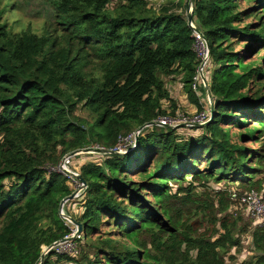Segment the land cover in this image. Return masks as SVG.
I'll return each instance as SVG.
<instances>
[{
  "label": "trees",
  "instance_id": "16d2710c",
  "mask_svg": "<svg viewBox=\"0 0 264 264\" xmlns=\"http://www.w3.org/2000/svg\"><path fill=\"white\" fill-rule=\"evenodd\" d=\"M48 1L37 32L14 28L13 0H0V264H38L43 246L69 235L63 155L116 151L119 138L178 114L164 78L206 109L192 88L188 0ZM191 14L209 43L213 119L147 126L125 152L74 156L85 189L66 205L81 202L75 243L87 249L52 248L41 264H228L242 234L250 255L234 264H264V227L239 206L250 190L264 195V0H193Z\"/></svg>",
  "mask_w": 264,
  "mask_h": 264
},
{
  "label": "rangeland",
  "instance_id": "374dc122",
  "mask_svg": "<svg viewBox=\"0 0 264 264\" xmlns=\"http://www.w3.org/2000/svg\"><path fill=\"white\" fill-rule=\"evenodd\" d=\"M49 4H50V2L48 0H13V5H12L11 9L9 10V12H7L5 14V16L8 18L9 23L13 24L14 28H16V29H20V28H24V27H30L31 29H34L37 32H41L43 22L46 20V18H50V16H51ZM259 54L261 55L262 52L260 51ZM252 58H257V56L252 57ZM178 81L179 80L171 81L167 78H164V82H165L164 84L166 85L167 89L170 90V92H172L171 96L173 98H175L176 102L179 104L178 107L180 110H179L178 114H179V117L182 118L179 121L172 123L171 125H176L180 122H190V120H187V118H189V117L192 118L193 116H196L197 114L199 115V113L200 114L202 113V112L195 111V109L193 107H190L189 105H187L185 98L183 96L181 97V90H180V92L178 91V93H176V90L178 89V85H180V83ZM200 103H201V105H204V103L202 101ZM183 112L185 113L184 115L182 114ZM77 113L80 116L88 118L87 113L83 110L79 109ZM162 118H166V117H162ZM167 118H170V117H167ZM159 119H156L155 121H159ZM148 126H151V125H148ZM145 127H147V126H145ZM173 128H175V127H173ZM138 129L130 132L129 134H132V136H133V134L135 135L137 132L142 131L144 128L141 129L140 131H138ZM182 131L183 130H180V132H182ZM119 137H121V136H119ZM96 147L102 148L99 146H96ZM88 154L89 153H81V154H79V156H85ZM74 159H78V158L74 157ZM69 184H70L72 190L76 189L78 192L77 194H79V192L81 191V188L74 187V185L71 184L70 182H69ZM219 185L220 184H215L213 182L209 183V186L212 188H215ZM228 186H233V185H228ZM83 191L84 190H82L80 192V195L73 197V199L79 198L82 195ZM73 192L74 191H72V193ZM80 206H81V202H79V206L77 205V209L71 210L70 207L65 204L64 205V212L66 213V215H68L71 218L72 221H77V216H80V214L82 213L81 212L82 210H79ZM241 210L245 214V212L242 208H241ZM246 216H247L246 214H245V216H242L244 221L245 220L246 221H248V220L252 221V219H250L248 216L247 217ZM81 233H82V228L78 229L77 224L70 226V234L67 236L68 237L72 236V238L67 240V241L60 243V245H58V248H54L55 249L54 251L58 252V253L68 252V253H72V254H76V253L78 254L79 250L81 252L83 247L86 250L87 246H85V244H84L86 242H84V243L82 242V244L75 243V240L80 237ZM241 240H242V247L240 248V250L238 252H235L236 260L234 262L230 261V262H228V264H234L235 262L239 261L240 257H246L249 254L248 253L249 244L247 243V241H248L247 236L245 234H242ZM45 247L46 246H43L42 248H45ZM243 249H245L246 251H243ZM88 252H90V249H88ZM59 264H65V263H59Z\"/></svg>",
  "mask_w": 264,
  "mask_h": 264
},
{
  "label": "built area",
  "instance_id": "2783aa9c",
  "mask_svg": "<svg viewBox=\"0 0 264 264\" xmlns=\"http://www.w3.org/2000/svg\"><path fill=\"white\" fill-rule=\"evenodd\" d=\"M194 35L197 41L196 51L198 57L200 58V62L197 66V71H196L197 73L195 75L194 82L192 83V88L195 92H197L199 96H201V92L198 91V87L200 83L204 85V80L206 81L203 72L206 64L208 63L209 50L206 46L205 40L195 32ZM205 95H206L205 105H208L210 98L207 93H205ZM200 112L202 113L201 114L199 113V115L197 114L192 118L189 117L187 118V120H190L191 123H201L207 120L209 116V112H207L206 109H202V111ZM180 119L182 118H180L179 114H177L174 118H167V117L160 118L158 122L163 124H172L175 123L176 121H179ZM134 146H135V135L133 134L132 136V134H128L127 136L119 138V142L115 150L122 153L127 151L129 148H133ZM73 157L74 156H72L70 153L63 155L60 161L58 162V164L56 165L55 171L64 175L69 180V182L74 185V187L81 188L82 191L85 189V184L79 179V173L72 166ZM73 191H74V197L80 195L81 191L79 192V194H77L78 192L76 189ZM67 201L68 200H65L62 207H59V214L67 223L71 225H75L73 224L71 218L68 215H66V213L64 212V205L67 203ZM239 206L241 208H244V210L257 224L264 227V195L263 194L255 190H250L244 193L240 197ZM58 245H60V243L55 245L54 248H58Z\"/></svg>",
  "mask_w": 264,
  "mask_h": 264
},
{
  "label": "water",
  "instance_id": "95a60500",
  "mask_svg": "<svg viewBox=\"0 0 264 264\" xmlns=\"http://www.w3.org/2000/svg\"><path fill=\"white\" fill-rule=\"evenodd\" d=\"M192 4H193V0H188V7H187V22L188 24L193 28V31L195 33H197L198 35H200L206 42V46L209 50V43L208 41L203 37L202 33L199 31L198 28H196L195 26H193L192 24ZM204 88H205V91L206 93L208 94L210 100L208 102V105H207V109H208V112H209V117L207 120H205L204 122H201V123H191V122H180L176 125H171V124H163V123H160L158 121H150L148 123H145L144 125L140 126L138 131H140L141 129H143L145 126H148V125H160V126H164V127H178V126H197V125H203V124H206V123H209L213 117H214V103H213V99L211 97V94H210V91H209V87H208V84L207 82L204 80ZM138 134L139 132H137L135 134V144H136V140H137V137H138ZM118 151H113V150H106V149H102V148H98V147H89V148H83V149H78V150H74L72 152H70V154L72 156H76V155H79L81 153H99V154H103V153H116ZM120 153V152H118ZM79 179L81 180V177L79 175ZM82 181V180H81ZM83 182V181H82ZM84 183V182H83ZM74 197V192L71 193L70 195L64 197L61 202H60V205L59 207H62L63 203L65 202V200H70ZM73 224H77L78 226V229L82 228V224L77 222V221H73ZM72 236H67V237H64L63 239L57 241V242H54L52 243L51 245L49 246H46L44 249H43V252L41 254V257H40V261L38 264H41V261L43 260L45 254L51 250L52 248H54L55 245L59 244V243H62L64 241H67L69 239H71Z\"/></svg>",
  "mask_w": 264,
  "mask_h": 264
},
{
  "label": "crops",
  "instance_id": "0c3cea01",
  "mask_svg": "<svg viewBox=\"0 0 264 264\" xmlns=\"http://www.w3.org/2000/svg\"><path fill=\"white\" fill-rule=\"evenodd\" d=\"M207 65V64H206ZM206 67V66H205ZM203 74H204V77H205V79H206V74H205V68H204V72H203ZM207 82V81H206ZM199 86H202L203 87V91L201 92V96H199V98H200V100L202 101V102H204L205 103V100H206V95H205V93H206V91H205V88H204V85H202V83H200L199 84ZM180 92V91H179ZM176 93H178V89L176 90ZM184 95V91H183V88H181V97ZM205 107H206V111L208 112V109H207V105H205ZM77 205L79 206V202H77V203H74V205H71V206H69L70 207V209L71 210H75V209H77Z\"/></svg>",
  "mask_w": 264,
  "mask_h": 264
},
{
  "label": "clouds",
  "instance_id": "9594fccd",
  "mask_svg": "<svg viewBox=\"0 0 264 264\" xmlns=\"http://www.w3.org/2000/svg\"><path fill=\"white\" fill-rule=\"evenodd\" d=\"M66 237V236H65Z\"/></svg>",
  "mask_w": 264,
  "mask_h": 264
}]
</instances>
